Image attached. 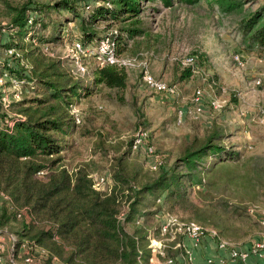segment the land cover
<instances>
[{
	"label": "rangeland",
	"instance_id": "obj_1",
	"mask_svg": "<svg viewBox=\"0 0 264 264\" xmlns=\"http://www.w3.org/2000/svg\"><path fill=\"white\" fill-rule=\"evenodd\" d=\"M25 1L0 0V29L8 23L10 17L8 4L19 5ZM30 1L33 5L53 0ZM75 1L81 7L76 8L77 13L86 15L81 5L94 0ZM239 1L242 7L228 12L212 0H196L191 3L172 0L171 6L162 4L160 0H140L141 10L137 16L140 23L135 26L143 33L123 40L119 53L130 61L129 65L121 66L125 68L128 77L126 89L119 91L103 87L89 97L73 100L71 112L80 113L82 124L61 142L66 148L62 151L63 163L70 171L83 168L92 182L96 175H107L110 182L100 190H108L113 186L117 159L127 151L122 162L123 173L135 177L138 185L157 176L159 170L149 169L150 160L143 153L132 151L130 147L134 135L140 131L147 132L165 168L181 156L188 139H202L217 127L223 135V143L236 152V160L216 162L209 171L207 168L212 161H207L203 168L202 184L197 187L187 185V200L177 206L169 203L154 205L151 195L142 196L138 207L145 216L142 221L147 230L157 226L154 211L164 210L194 219L203 225H214L240 246L249 243L260 231L257 217L250 214L248 209L264 208V122L258 118V108L264 105V84L259 87L254 85L256 78L264 80V48L243 38L241 19L264 4V0ZM60 13L63 14L61 21L65 23L62 24V40L47 52L49 57L34 55L32 60L28 57L27 60L21 54L17 60L6 54L0 46V75L3 72L11 75L10 69L18 70L20 67L29 70L32 61H36L34 58L44 63H56V60L62 59L70 73L73 66L69 46L74 38L80 39L81 31L77 17L74 19L68 12ZM52 14L58 17L59 12ZM129 25L127 21L116 23L100 20L95 25L96 37L92 42L108 36L111 29L126 33L125 29ZM54 29V23L47 21L43 37L52 34ZM5 33L8 32H0L1 40ZM235 54L242 56V64L233 60ZM187 55H195L196 64L190 67L192 75L181 81L183 67H186L181 60ZM83 59L86 73L71 76L90 78L89 70L92 71L98 63L91 56ZM145 71L173 86L174 96L164 99L147 88L142 79ZM27 75H30L29 71ZM13 76L21 81L20 99L7 102L6 105L0 104V123L6 115L18 114V105L15 103L24 97L33 96L32 80L20 79L15 74ZM7 87L10 88L7 94L11 97L15 89L9 82ZM198 87L204 90L206 99L216 97L223 106L213 110L204 102L205 111L199 119L185 116L182 123L178 124L176 109L189 107L191 95ZM239 108L247 111L246 116L237 113ZM139 226L135 221L130 222L125 225V230L142 234ZM21 228V220H13L1 229L8 232L3 233L6 243L3 264H7L10 259L12 244L9 236L17 238V231ZM25 243L29 251L36 247L28 240ZM24 252L21 247L17 263L23 264ZM168 254L174 253L168 250ZM45 257L42 255V260Z\"/></svg>",
	"mask_w": 264,
	"mask_h": 264
},
{
	"label": "trees",
	"instance_id": "obj_2",
	"mask_svg": "<svg viewBox=\"0 0 264 264\" xmlns=\"http://www.w3.org/2000/svg\"><path fill=\"white\" fill-rule=\"evenodd\" d=\"M160 1L167 6L172 4V0ZM182 1L191 3L196 0ZM212 1L223 11L231 12L242 7L239 0ZM81 6L86 15L77 13L76 8L81 7L75 0H53L33 5L26 0L19 5L8 4L10 17L4 27L10 41L0 46L16 49L17 60L21 54L31 60L34 55L49 57L47 52L62 40V24L65 23L61 21L63 14L60 12L71 13L74 19H79V35L84 45L95 39L98 21L129 22L126 33L119 29L107 33L116 44L117 54L121 53L123 40L143 33L135 26L140 23L137 17L141 10L140 0H94ZM52 12H59L60 16L55 17ZM30 14L33 15L32 21L28 23ZM46 19L54 23L55 29L43 37ZM241 20L243 38L264 48V4ZM34 59L36 61H32L29 70L8 67L20 79L32 80L33 96L15 103L18 114L13 117L11 129L0 123V190L8 195V200L0 201V230L13 220L22 222L13 248L14 258L12 261L8 259L7 264H21L16 259L26 240L32 246L45 249L44 264H52V256L65 264H115L118 261L121 264H149L145 225L138 227L142 234L125 230L126 224L145 217L138 207L140 198L151 195L154 205L169 203L177 206L187 200V185L197 187L202 184L207 161H212L207 168L209 171L216 162L236 160V152L223 143V135L217 127L202 139H188L179 158L168 168L164 163L158 168L156 177L138 185L135 177L123 173L122 162L127 151L117 159L111 189L96 190L83 168L70 171L64 165L62 151L66 148L61 142L82 124L77 123L72 115L73 100L89 97L103 87L125 90L128 84L125 68L95 64L93 70H89L90 78L82 79L71 76L62 59H55L56 63ZM183 68L181 81L188 79L193 72L190 67ZM28 71L30 75H27ZM119 98L121 100V96ZM126 208L124 220L119 221L118 215ZM161 211H154L153 215ZM217 231L229 239L219 229ZM138 249L143 250L141 260L138 259Z\"/></svg>",
	"mask_w": 264,
	"mask_h": 264
},
{
	"label": "built area",
	"instance_id": "obj_3",
	"mask_svg": "<svg viewBox=\"0 0 264 264\" xmlns=\"http://www.w3.org/2000/svg\"><path fill=\"white\" fill-rule=\"evenodd\" d=\"M86 8H89L86 5ZM32 14L28 18V23L32 21ZM0 32H7L4 26H1ZM5 37V38H4ZM1 40L0 44L10 41L8 33ZM46 50V49H45ZM6 54L18 56L16 49L7 47L4 49ZM69 54L73 68L70 74L73 76L83 75L86 73V66L83 62L84 57H93L99 65H117L127 66L130 64L128 59L121 57L116 53V44L114 40L108 36L101 38L97 42H91L88 45H84L79 38H74L69 46ZM233 60L238 64H242V56L235 54ZM181 63L186 67H193L196 64L195 55H187ZM143 83L154 93L160 95L164 99H170L174 96L175 89L173 86L168 85L164 80L151 75L148 72L143 73ZM11 84V87L15 89L14 94L9 97L7 90V83ZM21 81L15 76L12 77L9 73L3 72L0 75V104L6 105L7 102L20 99V86ZM264 84V80L256 78L254 85L261 86ZM207 102L209 107L213 110H219L223 104L216 97L205 98L204 90L200 87L196 88L190 98L189 107H178L176 109V122L182 123L183 118L188 116L190 119L197 120L205 111V104ZM237 113L241 116H246L247 111L239 108ZM259 120L264 122V105L258 108ZM72 115L77 123L81 122L80 113L72 112ZM17 116V115H15ZM15 116L6 115L2 121L8 128H12L14 125ZM132 151H138L144 154L146 158L150 160L149 169L151 171L158 170L159 167L164 165L156 153L154 146L150 143L148 134L145 131L136 133L131 141L130 145ZM43 172H40L42 174ZM107 175H96L93 177V187L96 190L109 183ZM111 189V188H110ZM108 189V190H110ZM8 200V195L3 190H0V201ZM159 200V199H158ZM250 214L257 217V221L260 225V231L256 237L250 241L249 247H243L238 245L235 241L222 237L216 228L208 225H203L195 220L182 219L176 214H172L166 211H161L156 215L157 226L155 229L147 230V249L149 250L148 263L149 264H229L230 262L237 264H256L257 261L250 262V257H254L256 260L261 261L264 264V208L263 207H250L248 209ZM127 214V208L120 212L118 220L123 221ZM136 224L143 226L142 218L135 221ZM1 231V230H0ZM5 234V233H4ZM4 234L0 232V264H3V254L6 251V243L4 241ZM11 239V251L10 260H13V248L16 243V237L9 236ZM190 241V244L187 243ZM209 241L213 244L214 254L208 255L202 262H196L194 249L202 246L203 243ZM21 247L24 252L23 264H44L42 255L45 256L46 251L40 247L32 248L29 251L26 247V243H22ZM168 250L174 252L173 256L168 255ZM138 259L141 260L143 250L138 249ZM39 253V255H38ZM52 264H65L58 257H51ZM115 264H121L119 261Z\"/></svg>",
	"mask_w": 264,
	"mask_h": 264
},
{
	"label": "crops",
	"instance_id": "obj_4",
	"mask_svg": "<svg viewBox=\"0 0 264 264\" xmlns=\"http://www.w3.org/2000/svg\"><path fill=\"white\" fill-rule=\"evenodd\" d=\"M187 243L190 244V241H187ZM249 245L250 242L245 243L242 246L249 247ZM211 254H214V248H213V244L210 243L209 241L203 243L201 247L194 249L195 260L196 262L199 263L202 262L206 256ZM249 261L250 262L257 261L258 264H263L261 261L256 260L254 257H250ZM229 264H237V263L230 262Z\"/></svg>",
	"mask_w": 264,
	"mask_h": 264
},
{
	"label": "water",
	"instance_id": "obj_5",
	"mask_svg": "<svg viewBox=\"0 0 264 264\" xmlns=\"http://www.w3.org/2000/svg\"><path fill=\"white\" fill-rule=\"evenodd\" d=\"M0 232H2V233H8V232H6V231H0Z\"/></svg>",
	"mask_w": 264,
	"mask_h": 264
}]
</instances>
